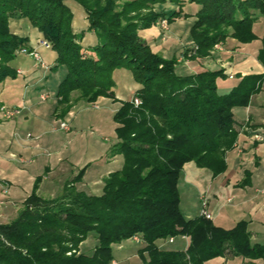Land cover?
I'll return each mask as SVG.
<instances>
[{"label": "trees", "instance_id": "obj_1", "mask_svg": "<svg viewBox=\"0 0 264 264\" xmlns=\"http://www.w3.org/2000/svg\"><path fill=\"white\" fill-rule=\"evenodd\" d=\"M192 6L196 11L185 12ZM76 8L96 38L88 50L83 33L73 28ZM188 17L194 18L192 47L182 56L204 59L227 38L255 41L253 24L264 19V0H0V83L15 78L10 63L27 49V40L10 31L9 20L25 19L56 54V67L66 69L56 94L61 115L72 108L73 93L87 104L100 97L120 104L111 153L123 159L100 196L75 189L53 201L29 195L18 217L0 225V264H111L112 247L132 238L140 241L143 264H204L229 252L264 261V245L251 243L244 223L225 230L180 211L184 165L194 162L214 176L223 173L225 154L238 136L233 110L247 107L264 85V74L238 76L232 89L220 94L223 71L179 76L177 58L154 53L140 35L159 22ZM257 59L264 66V34ZM120 69L129 71L138 87L130 101L119 102L113 91L112 74ZM179 237L189 239L185 251L163 246ZM88 238L96 242L90 255L78 250Z\"/></svg>", "mask_w": 264, "mask_h": 264}, {"label": "crops", "instance_id": "obj_2", "mask_svg": "<svg viewBox=\"0 0 264 264\" xmlns=\"http://www.w3.org/2000/svg\"><path fill=\"white\" fill-rule=\"evenodd\" d=\"M175 23H166L165 29L158 23L140 35L154 53L164 58L168 53L167 43L176 41L164 35L166 31H174ZM87 27L84 14L76 8L73 28L77 35L83 33L82 45L88 50L96 38ZM9 28L27 40L25 47L37 52L40 62L18 53L10 63L15 78L0 83V108L18 109L9 119L0 112V225L15 220L23 202L33 192L45 201L61 199L69 189L100 196L105 180L120 170L123 163L120 155L111 153L118 142L113 118L120 104L105 97L87 104L76 101L74 94L72 108L61 115L56 97V87L61 81L57 83V76L52 75L56 54L38 44L42 36L27 20L12 18ZM159 31L163 35L160 43L156 42ZM262 34L264 31L255 34L257 42L249 44L227 38L209 57L198 60H185L182 56L192 47L190 43L174 55L175 72L179 76H191L204 71H223L224 79L234 82L217 87L220 94H226L238 76L264 74V66L257 59ZM112 79L116 99L130 101L138 90L131 73L115 70ZM121 82L134 91L130 99L118 93ZM48 86L55 93L48 91ZM233 114L238 136L225 154L226 170L214 176L194 162L186 163L178 182L180 211L187 219L198 217L205 200V211L214 225L230 230L242 222L251 243L264 245V195L258 193L264 188V85L260 93L251 97L247 107L236 108ZM60 123H66L68 130L60 129ZM188 245L189 239L185 237L163 244L181 251ZM111 264L119 262L113 260ZM204 264H264V261H250L229 252Z\"/></svg>", "mask_w": 264, "mask_h": 264}, {"label": "rangeland", "instance_id": "obj_3", "mask_svg": "<svg viewBox=\"0 0 264 264\" xmlns=\"http://www.w3.org/2000/svg\"><path fill=\"white\" fill-rule=\"evenodd\" d=\"M125 1H128V0H117V3L121 4L122 2H125ZM190 8L191 9H188V7H187L185 9V12L193 11V10L196 11V9H197L194 6H192ZM193 23H194V18L193 17L192 18L188 17L186 19H181V20L178 21V24L175 23L174 31H171V32H167L166 31L164 37H171V38H174L176 41H174L175 43H173V41H170V42L167 43V45L169 47L165 48L166 49L165 51L167 52V50H168V53L165 54L164 59H168V60L172 59L174 57V55L176 53H178V51H180V50L182 51L184 49V47H189L190 46V43H192V42L190 40L189 32H190V28L193 25ZM159 25L162 26L161 22H159ZM165 26H164V29H165ZM162 28H163V26H162ZM262 31H264V19L260 18V19L256 20L255 23L253 24V32L258 35V34L262 33ZM160 37H163L162 32H160L159 36L156 38V42L160 43V40H161ZM254 42H257V39L255 41H253V43ZM217 46L218 45H216L214 47V49H216ZM17 54H18V52H17ZM189 55L190 54H188V56ZM52 70L55 71L54 73H52V75L57 76V79H58L57 83H59V81H62L61 79H63V77H65V75L67 73L66 69L64 67H56V63L52 67ZM222 83H223V85H230V84H232L234 82H231L228 79L226 80L224 78L223 79H219L217 81V87H220V85H222ZM49 86L47 88L48 91H50L52 93H55V91L57 90V87H56V90H54L53 88H51ZM130 88L126 85L125 82H121L117 89H118V93L119 94H121L123 97H127V98L130 99L132 97V95L134 94V91L132 92V90ZM74 94L75 93H73V95ZM73 95H72V99H74ZM12 221H14V220H12ZM11 222H9V223H11ZM95 245H96L95 240L92 239V238H88L86 241H84L79 246L78 250H79L80 253L90 255L93 252V250L95 248ZM140 246L141 245L133 242L132 240L124 241L121 244L120 247L117 246V245L113 246L112 247L113 260L119 262V264H143V260L138 256V250L140 249Z\"/></svg>", "mask_w": 264, "mask_h": 264}, {"label": "built area", "instance_id": "obj_4", "mask_svg": "<svg viewBox=\"0 0 264 264\" xmlns=\"http://www.w3.org/2000/svg\"><path fill=\"white\" fill-rule=\"evenodd\" d=\"M162 26H165L166 25V22L165 21H162L161 22ZM39 45L41 47H44V48H50L49 44L46 42V41H38ZM19 54H24V55H29V56H32L33 58H35V60L37 62H40V57L38 55L37 52H35L34 50L33 51H28L27 49H21L20 51H18ZM230 79L233 78V76H229ZM135 105H138V100H135ZM0 112L2 113V115L4 116V118L6 119H9V118H12L15 114L18 113V109H6V108H0ZM60 129L62 130H68V126L66 123H60L59 125ZM27 137H30V135H28ZM258 193L261 194V195H264V188H261L258 190ZM205 207H206V201L203 200L202 201V212H201V216H203L204 218L210 220V215L205 211ZM133 242L137 243V244H140V241L138 238H132L131 239ZM170 242H172V239H170Z\"/></svg>", "mask_w": 264, "mask_h": 264}]
</instances>
